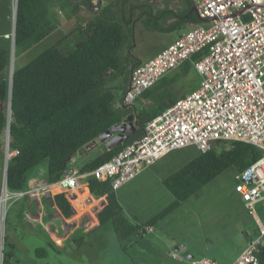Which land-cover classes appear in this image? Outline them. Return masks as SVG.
Here are the masks:
<instances>
[{
  "label": "trees",
  "instance_id": "1",
  "mask_svg": "<svg viewBox=\"0 0 264 264\" xmlns=\"http://www.w3.org/2000/svg\"><path fill=\"white\" fill-rule=\"evenodd\" d=\"M176 1L178 6L154 11L149 0H142L140 4L112 0L93 12L88 22L78 24L51 46L34 52L26 64L12 70L8 153L14 155L7 160L6 166L8 192L27 191L34 170L42 164H45L46 183H56L80 149L133 115L136 128L127 140L113 149L104 148L98 156L80 166L81 173L92 171L140 138L147 121L185 95L176 96L175 85L180 79L193 73L190 91L197 87L198 77L191 65L185 63L179 67L181 77L164 76L142 93L141 99L147 104L138 99L134 112L115 107L127 90L132 70L140 64L132 53L137 22L145 31L160 34L201 24L191 11L189 0ZM80 2L89 10L85 0ZM56 7L65 12L67 20L78 14L73 0H17L14 54L28 52L58 27L56 14L52 23L43 20L45 8ZM198 58L199 55L194 56ZM7 66V52L0 51V73ZM8 88V77H4L0 80V139L7 127ZM260 156L259 148L239 141L226 145L217 143L205 153L197 151L195 158L162 180L173 201L147 224H155L174 212L223 171L233 168L241 172ZM3 158L0 144L1 169ZM85 183L78 192L65 189L44 198L48 212L52 210V215L59 216L67 225L76 215L80 217L87 212L90 207H86V203L91 202L87 195H92L102 199L97 214L98 226L110 221L119 241L135 235L138 227L124 217L109 182L88 177ZM35 253L38 258L46 256L42 248ZM257 258L258 264H264V247ZM2 264H17L11 246L2 250Z\"/></svg>",
  "mask_w": 264,
  "mask_h": 264
},
{
  "label": "built area",
  "instance_id": "2",
  "mask_svg": "<svg viewBox=\"0 0 264 264\" xmlns=\"http://www.w3.org/2000/svg\"><path fill=\"white\" fill-rule=\"evenodd\" d=\"M90 1L94 5L98 3V0ZM16 2L12 0L14 7ZM192 2L198 17L210 21L182 32L171 45L135 67L127 90L115 107L134 112L138 99L145 103L142 93L185 63L196 72L197 87L147 121L140 138L92 171L81 173L80 167L70 159L56 183L41 182L40 187L28 192L11 193L2 188L0 217L6 213L8 202L22 199L26 194L37 197L43 190L48 197L65 189L78 191L88 177L109 182L115 192L172 151L193 147L205 153L217 143L226 145L230 141L248 143L261 150L256 161L236 172L234 181L244 206L250 209L260 204L264 213V7L260 0ZM240 9L243 13L235 16ZM6 38L13 41L14 35ZM196 55L198 59H194ZM153 232L152 225L143 224L134 236L139 238ZM263 247L264 228L246 243L232 264H258L257 253ZM185 250L179 246L168 256L187 264H218L208 257L188 259L183 254Z\"/></svg>",
  "mask_w": 264,
  "mask_h": 264
},
{
  "label": "rangeland",
  "instance_id": "3",
  "mask_svg": "<svg viewBox=\"0 0 264 264\" xmlns=\"http://www.w3.org/2000/svg\"><path fill=\"white\" fill-rule=\"evenodd\" d=\"M141 1L131 0V3L140 4ZM73 2L78 7V14L68 20L65 28L62 29L63 32H69L78 24H84L94 16L93 11L83 8L80 0H73ZM110 3L111 1H104L101 7ZM150 5L153 10H157L165 7L173 8L178 6V2L176 0H156ZM10 7L12 11V0H10ZM175 35L176 33L147 32L137 22L134 26L132 53L139 60L146 61L168 44ZM3 44L4 41L0 38V51L4 50ZM43 46L44 43L37 48ZM34 51L35 48L19 57L18 53L14 54V47L9 48L6 51L8 66L0 73V80L8 77L10 70L26 64L34 55ZM193 76V73H189L185 79L177 82L176 96L190 91ZM169 77L176 78L178 75L176 76L173 72ZM4 142L5 135L3 134L0 144L5 151ZM96 144L97 146L87 153L90 160L98 156L104 148L101 142L98 141ZM13 155L14 153H8L10 158ZM196 156L197 151L193 147L172 151L157 161L149 171L143 172L117 189L115 197L122 208L124 217L131 223H143L148 218L157 215L164 208L166 195H168L159 178L164 174L178 171ZM235 174L236 171L233 168L223 171L191 196L187 204L179 208L175 214L158 220L155 223L158 225L155 233L144 234L139 238L133 235L123 241L118 240L110 221L103 226H98L97 214L100 211L101 198L87 195L90 196L88 200H91L88 203L91 205L86 203L90 207L87 213L85 212L82 217L76 215V218L70 219L65 225L59 216L52 215L53 211L48 212L44 206V198L47 196L43 190L39 191L37 197L34 196L35 194H26L22 199L8 202L6 213L0 217V247L4 250L11 246L17 264H187L185 261L173 260L167 255L169 251H166L163 243L157 240L151 243L149 239H167L169 234L185 239L186 234L183 233V229L185 225H188L189 235H194V239H218L219 242H230L232 246H235L239 239H245L247 236L254 237L259 226L264 228L263 213L259 211L256 219L249 215L254 205L247 209L240 201L235 191ZM44 176L45 164H42L34 170L31 179H34L35 184L26 192L40 187L41 184L38 181ZM2 179L3 166L2 169L0 168V196ZM29 200L37 201L38 205L29 204L30 209L27 206ZM188 205L196 207L197 212L194 216L188 213ZM258 207L256 206V210ZM46 214L50 216L47 217ZM134 239L137 240L134 241ZM145 240H148L146 247L143 246ZM129 242L133 244L129 245ZM41 248L45 249L46 256L38 258L35 252ZM152 249L160 254H151L148 250ZM183 254L186 253L183 252ZM161 257L164 259L160 260Z\"/></svg>",
  "mask_w": 264,
  "mask_h": 264
},
{
  "label": "crops",
  "instance_id": "4",
  "mask_svg": "<svg viewBox=\"0 0 264 264\" xmlns=\"http://www.w3.org/2000/svg\"><path fill=\"white\" fill-rule=\"evenodd\" d=\"M155 1L156 0H154V1L149 0V3L155 2ZM102 2H104V1H102ZM111 2H112V0H111ZM190 6H191V4H190ZM12 7H13V9L11 11L10 0H0V38L4 41V44L2 46V47H4V51H8L9 48H12L13 47V42H14V38H13V41L11 39H9V38H6V35H10V36L12 34L14 35L16 7H14L13 3H12ZM154 11H156V10H154ZM55 14H56V20H58V27L55 30H53L49 35H47L46 38L41 43H39L38 45L32 47L29 51H31L33 48H35V51L34 52L36 53L37 50H39V49L41 50L43 48H47V47L51 46L54 42H56L58 39H60L65 33H67V32H63L62 29L65 28V25L67 24L68 20L65 19V12L63 10H61L60 8H58V7L54 8V9H52V8H45V11H44V14H43V16H44V18H43L44 22L45 23H47V21L50 22V23L54 22L53 17L55 16ZM201 24H204V23H201ZM191 27L192 26L189 25V26H186V27L182 28L181 30H177L175 32H172V33H176L175 37L168 44H166L163 48H161L154 55H157L161 50H163L164 48H166L169 45H171L179 37V35L182 32L187 31ZM66 31H68V30H66ZM69 31H71V30H69ZM42 43H44V46L43 47H40V48H37V46L38 47L41 46ZM26 53L19 55V57H22ZM154 55L151 58H149L148 60H146V61L139 60L140 61V64L149 61L150 59H152L154 57ZM179 67L176 68V69H174V70H172L170 73H168L165 76H169L171 73L174 72V74H176V76L178 75V77H181V75H180L181 74V71L179 70ZM178 83H179V81H178ZM197 84H198V82H197ZM190 92H188V93H190ZM188 93H186V94H188ZM179 97H182V95L179 96ZM144 104H147V102L145 101ZM98 141L99 140H95V141L89 143L88 145H86L85 147H83L82 149H80L76 153V155L71 158V159H73L75 161V165H77L78 167H80L84 163L90 161V159L87 156V153L89 151H91L94 147L97 146L96 143ZM99 142H101V144L104 145V148H106L105 142H102V141H99ZM104 148H102L101 152H103ZM154 165L155 164H153L146 171H149L152 167H154ZM140 175H138V176H140ZM168 175H170V174H164V176H161V178H159L161 184H162V180L164 178H166ZM158 177H160V176H158ZM39 182L40 183L41 182L46 183L45 176L41 180H39L38 183ZM34 184H35L34 179L33 178L32 179L30 178V180L28 182V189H31V186L34 185ZM78 191H76V192H78ZM114 194H115V192H114ZM167 194L168 195H166V204H164V206H163L164 208L173 201V197L169 193H167ZM190 198L187 199L185 202H183L174 212H172L168 216L175 214L179 210V208L185 206V204H187L186 202L188 200H190ZM240 201H241V199H240ZM29 204H34L35 206H37L38 205V202L37 201H34V200L27 201V206L31 209V207H30L31 205H29ZM44 206L46 207L45 204H44ZM254 206H253L252 210L249 211V213H250L249 215L254 216L257 219V217L259 216V211L261 213H263V211L261 209L260 204L259 205L258 204L257 205L255 204ZM256 206H259L258 207V210H256ZM164 208H162V209H164ZM187 210H188V213L191 216H194L196 214V212H197L196 207L190 206V205H188ZM82 215H84V214H82ZM82 215L80 217H82ZM263 215H264V213H263ZM46 216L49 217L48 214H46ZM168 216H166V217H168ZM150 219H152V218H148V220H146L143 223L134 222L133 224L136 225L137 227L139 225H143V224L144 225H151V224H147V221H149ZM152 226L154 227V231L158 227L157 224H152ZM260 227L261 226L258 227V232H259V230L263 229V228H260ZM258 232H257V234H255V236L258 235ZM183 233L186 234V238L185 239H183L182 237L181 238L174 237V236H172V235L169 234V237L167 239H149V242L153 243V241H156L157 240L158 242L163 243L164 248L166 249V251H169V252L171 250L177 249L179 246H184L186 248V250L184 252L186 253L185 256L187 258L188 257H191L193 259H197V258H201V257H208V258H211V259L217 261L218 264H232L235 261V259L240 255V253L244 249L246 243L250 239H252V238L255 237L254 236V237L250 238V237L247 236L245 239H239L238 242H237V245L232 246V244L230 242L229 243L228 242H222V241L219 242L218 239H204V238L194 239V237H193L194 235H192V236L189 235L190 234V230H189L188 225H185V227L183 229ZM146 242H148V240L143 241V243H144L143 246L144 247H146ZM132 244H130V245H132ZM148 251L151 254H153V255H155V254H158L159 255L160 254L155 249H152L151 251L148 250ZM163 259L164 258H162V257L160 258V260H163Z\"/></svg>",
  "mask_w": 264,
  "mask_h": 264
},
{
  "label": "water",
  "instance_id": "5",
  "mask_svg": "<svg viewBox=\"0 0 264 264\" xmlns=\"http://www.w3.org/2000/svg\"><path fill=\"white\" fill-rule=\"evenodd\" d=\"M154 1V0H152ZM191 4V11L194 13L196 16L197 20L201 23H206L210 21V19H200L197 15L196 9L193 5L192 0H189ZM86 5L90 11L93 12H98L101 8V3L102 0H98V3L96 5L92 4L90 0H85ZM260 5L264 7V0H260ZM243 9H240L234 13V15H241L243 13ZM11 80H12V70L9 71V76H8V97H9V103H8V108H7V127L6 130L4 131L5 135V151H4V158H3V179H2V188H6V166H7V160L10 158L8 157V142H9V115H10V110H9V105H10V96H11ZM134 117L133 115L127 116L124 121L120 124L114 125L111 127L108 131L102 133L97 140L105 142V146L108 150L113 149L114 147L118 146L121 144L123 141L127 140L128 137L134 132L136 125L134 124ZM1 245V244H0ZM188 259H191V257H188Z\"/></svg>",
  "mask_w": 264,
  "mask_h": 264
},
{
  "label": "bare ground",
  "instance_id": "6",
  "mask_svg": "<svg viewBox=\"0 0 264 264\" xmlns=\"http://www.w3.org/2000/svg\"><path fill=\"white\" fill-rule=\"evenodd\" d=\"M9 157V156H8ZM3 216V215H2Z\"/></svg>",
  "mask_w": 264,
  "mask_h": 264
}]
</instances>
